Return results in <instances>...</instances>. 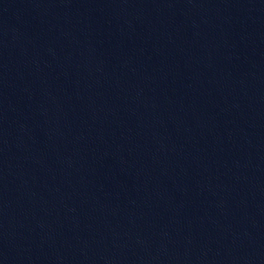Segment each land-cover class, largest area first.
Instances as JSON below:
<instances>
[{
  "label": "water",
  "instance_id": "1",
  "mask_svg": "<svg viewBox=\"0 0 264 264\" xmlns=\"http://www.w3.org/2000/svg\"><path fill=\"white\" fill-rule=\"evenodd\" d=\"M0 264H264V0H0Z\"/></svg>",
  "mask_w": 264,
  "mask_h": 264
}]
</instances>
